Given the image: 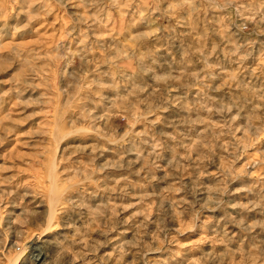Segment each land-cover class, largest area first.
I'll return each instance as SVG.
<instances>
[{
  "label": "rangeland",
  "instance_id": "374dc122",
  "mask_svg": "<svg viewBox=\"0 0 264 264\" xmlns=\"http://www.w3.org/2000/svg\"><path fill=\"white\" fill-rule=\"evenodd\" d=\"M0 264H264V0H0Z\"/></svg>",
  "mask_w": 264,
  "mask_h": 264
},
{
  "label": "bare ground",
  "instance_id": "6f19581e",
  "mask_svg": "<svg viewBox=\"0 0 264 264\" xmlns=\"http://www.w3.org/2000/svg\"><path fill=\"white\" fill-rule=\"evenodd\" d=\"M41 240L42 239L40 237H34L33 240L29 242V248L34 249V258L38 262H41L46 258V254L43 250L35 247Z\"/></svg>",
  "mask_w": 264,
  "mask_h": 264
}]
</instances>
